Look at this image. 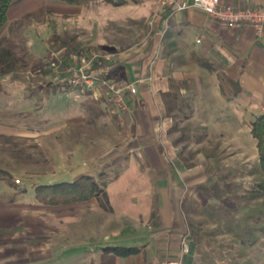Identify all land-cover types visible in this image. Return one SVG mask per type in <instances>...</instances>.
Wrapping results in <instances>:
<instances>
[{"label":"rangeland","instance_id":"obj_1","mask_svg":"<svg viewBox=\"0 0 264 264\" xmlns=\"http://www.w3.org/2000/svg\"><path fill=\"white\" fill-rule=\"evenodd\" d=\"M21 1L23 0H18L11 8L15 9ZM26 3L22 6H26ZM98 4L91 7L101 6L102 10L87 13L85 9L88 7L76 11L68 9L70 5L65 3L44 0L42 7L39 6L16 20L13 19V14H10L11 21L9 18L8 24L6 23L0 32L1 73L29 72L39 76L45 73L50 75L48 80L52 81L51 84L56 83V143L44 142L36 150L30 151L28 148L26 151H14V159L8 162L16 167L19 174L10 176L4 172L0 190L3 192L6 184L12 181V191L23 197V200L31 201L28 199L33 196L30 187L38 180L40 184H46L49 180L47 178H51L49 181L53 183L73 181L87 170L84 175L91 176L97 187V194L92 199L97 197L103 205L100 209L108 212L110 216L119 215L122 210L118 209V213H112L114 207L109 205V193L104 190L110 183L122 184L125 187L124 191L129 195L127 199L133 202L129 205L140 207V204L143 214L155 216L158 209L155 207L157 198L153 195V182L162 185V188H165L167 182L174 183L184 189L176 215L180 216L184 231L183 236L179 238L181 252L183 257L189 258V264H264V173L257 157V142L251 133L256 116L231 111L222 105L220 110L205 111L203 118L205 117L210 126L203 127L198 121L201 111L194 104L190 112L194 114L193 122L183 128L180 122L181 97L174 94L167 112L173 115L170 127L165 129L162 112L161 128H152L147 135L146 125L132 126V122L127 121L129 110L122 111L112 100L106 98L102 91L82 92L83 97L76 99L65 96V88L71 87L67 81L70 74L68 69L82 57H86L90 51L88 48L72 50L73 48L69 47L70 42L66 41L78 26L90 34L96 31L100 33L101 29L103 33L99 40V50L119 58L116 54L134 50L136 31H144L155 23L153 11L149 12L148 7H139V1L123 7H113L103 2ZM136 10L145 11L146 14ZM97 20L98 22H95ZM100 20L104 23L103 27L100 26ZM60 43L61 47L58 45ZM115 62L117 64V59ZM115 77L119 82L132 83L125 78L124 73L116 74ZM0 86H3V83L0 82ZM58 88H61L63 94L58 92ZM137 89L138 92L133 96L138 95L139 88ZM190 95L196 99L197 91L194 90ZM129 106L128 104V109ZM219 117L220 123H227L229 119L232 121L236 118L240 124L232 127L211 126L212 120L216 121ZM72 120H75V123L70 125ZM218 134L223 137L221 140L226 139L227 135L235 137L232 145L246 149L252 156L251 160L243 163V159L216 158L217 153H208L207 145L214 143L208 144L207 141ZM203 138L206 141L203 143L206 146L203 155H210L212 158L203 159L198 153V142ZM148 140L150 143H147ZM148 144L154 150L155 158H151L152 160L149 159L148 153L136 151L133 157V154L126 151L134 146L135 149L141 147L143 150V146ZM217 145L222 148L225 146L216 144L215 149ZM23 171H28L29 175H25ZM51 171H56V175H51ZM48 172L50 174L47 176L38 175ZM60 172L63 175H59ZM148 189L152 191H147ZM115 194L117 198L122 199L124 192L115 191ZM158 194L162 197L164 192L159 191ZM147 206L149 208L144 212ZM65 208L61 209V212L45 211V226L56 227V214L76 211L75 208ZM166 208L169 213V205L166 204ZM88 210L79 214H89ZM95 211L92 209L91 213L95 214ZM82 223H77V226L84 228L86 225L83 221ZM59 228L67 229V224ZM149 232L144 228L139 231L142 235ZM50 235L44 240V247L39 246L36 251H30L28 255L20 257V260L24 259L23 264L79 262L80 256L76 253L83 248L78 246L73 249L70 243L57 246L56 234ZM128 241L123 240L122 244L128 245ZM38 252L46 255V258L32 261L31 256ZM25 259H29V262Z\"/></svg>","mask_w":264,"mask_h":264},{"label":"crops","instance_id":"obj_2","mask_svg":"<svg viewBox=\"0 0 264 264\" xmlns=\"http://www.w3.org/2000/svg\"><path fill=\"white\" fill-rule=\"evenodd\" d=\"M23 1L15 9H9V21H11L10 14H13V19L16 20L44 5V0ZM138 1L139 7H148L149 12L153 11L155 23L144 31L134 33V50L116 54L119 58L114 70L115 76L124 73L125 78L131 82L141 76L149 78L145 83L138 85L137 96L128 98L130 106L127 115L130 116H127V121H131L132 126L146 125L148 135L152 128H161L163 112L165 129L170 127L173 115L167 112L170 109L168 108L170 102H173L174 94H179L181 97L180 122L183 128L193 122L194 114L190 112L194 104L201 111L198 121L203 127L210 126L205 117L203 118L205 111L220 110L222 105L231 111L249 113L252 117L256 116L255 119L264 113V34L258 35L249 25L233 28L221 24L194 8L178 12L170 10L164 13L161 10V0L131 2ZM22 2H27L26 6H22ZM99 2L101 1L85 6H70L68 9L80 11L84 9L82 7H88L85 10L87 13H92L102 10L101 6L97 7ZM220 2L236 7L247 4V0H220ZM249 3L264 6V0H249ZM95 4L97 8L91 7ZM136 12L146 14L142 10ZM102 23L100 20V26L103 27L104 23ZM74 31L75 33L73 32V35L66 39L70 42L69 47L73 48L72 50L98 48L103 33L101 29L100 33L96 31L90 34L78 26ZM58 45L62 46L61 43ZM49 78L50 75L45 73L39 76L29 72H0V82L3 83V86H0V169L10 176L19 174L16 167L8 162L14 159V151H26L28 148L30 151L36 150L44 142L56 143V83L51 84ZM60 89L58 88V92L63 94ZM65 89L67 90L64 94L67 98L83 97L82 94L85 92L73 87ZM194 90L197 91L196 99L190 95ZM217 120L219 121L216 122ZM212 121L211 126L216 127H232L240 124L236 118L232 121L229 119L227 123H220V117ZM74 123L75 120H72L70 125ZM226 137L221 140L223 137H220V134L215 135L213 139L207 141L208 144L214 143L207 145V149L203 144L206 142L204 138L200 140L197 149L201 158L206 159L210 156L204 157L203 153L206 149L208 153H217L216 158H237L243 159V163L249 162L252 156L248 151L238 145H232L235 137L231 135ZM46 138L50 139L46 141ZM147 143H150V140ZM216 144L225 146L222 148L221 145H217L215 149ZM126 151L133 154V157L136 151H141L148 153L149 159L155 158L154 150L149 144L144 145L143 150L141 147L135 149L134 146ZM247 165L249 166V163ZM25 171L23 172L28 176V171ZM86 171L81 175L86 174ZM50 173L56 175V171ZM50 173L38 175L47 176ZM59 175L63 174L60 172ZM49 180L46 184H55ZM153 183V195L157 198L155 205L158 209L157 215L143 214L141 211L143 207L140 204H138L140 207L129 205L133 202L127 199L129 195L125 193V187L122 184L110 183L104 190L109 193V205L114 207L112 213H118V209H122L119 215L110 216L108 212L100 209L103 205L97 197L88 202L50 207L38 203L35 198L36 188L46 184H40L39 180L33 184L30 187L33 196L28 198L31 200L29 201L17 196L12 191V181L9 182L3 192L0 190V264H23L24 259L20 260V257L28 255L30 251H36L39 246L44 247L46 244L44 240H47L50 234H56L57 246L70 243L73 249L78 246L83 248L76 253L80 256L79 262L73 264H81V262L171 264L182 261L181 264H189V258L183 257L184 254L181 252L179 238L183 236L184 231L180 224L181 218L176 215L184 189L169 182L165 184V188L157 182ZM129 187L132 188L127 186ZM115 191L124 192L121 195L122 199L117 198ZM159 191L164 192L163 198L157 195ZM166 204L169 205V213ZM65 207L75 208L76 211L56 214V227L45 226L43 217L45 211L61 212L63 211L61 209H66ZM148 208L147 206L144 212H147ZM82 209H89V214H79ZM92 209L96 210L95 214L91 213ZM82 221L86 225L84 228L77 226V223ZM64 224H67V229L59 228ZM143 228L150 232L140 234L139 231ZM123 240H129L128 245H123ZM114 246L132 247L135 252L129 256H117L106 251V248ZM44 258L46 255L38 252L30 259L38 261ZM25 261L29 262V259Z\"/></svg>","mask_w":264,"mask_h":264},{"label":"built area","instance_id":"obj_3","mask_svg":"<svg viewBox=\"0 0 264 264\" xmlns=\"http://www.w3.org/2000/svg\"><path fill=\"white\" fill-rule=\"evenodd\" d=\"M188 8L200 10L221 24L233 28L249 25L258 35L264 34V6L252 5L249 0L243 7L222 4L220 0H161V10L164 13L170 10L184 11ZM116 59L113 54L97 49L90 50L86 57H82L68 69V84L85 92L102 91V94L122 111L128 110V97L135 95L138 85L145 83L149 78L141 76L132 83L119 82L114 74Z\"/></svg>","mask_w":264,"mask_h":264},{"label":"trees","instance_id":"obj_4","mask_svg":"<svg viewBox=\"0 0 264 264\" xmlns=\"http://www.w3.org/2000/svg\"><path fill=\"white\" fill-rule=\"evenodd\" d=\"M18 0H0V32L8 22V11ZM70 6H84L101 1L113 7H121L133 0H56ZM135 1V0H134ZM115 74V71H114ZM251 133L257 142V154L260 167L264 173V113L252 123ZM4 172L0 169V182ZM97 194L95 182L89 175H82L72 182H57L55 184L40 185L35 190L36 201L50 207L65 206L91 200ZM117 256H129L135 249L128 246H114L106 248Z\"/></svg>","mask_w":264,"mask_h":264}]
</instances>
